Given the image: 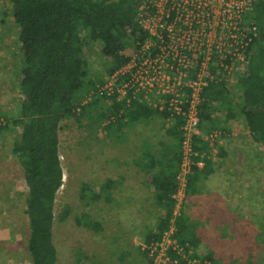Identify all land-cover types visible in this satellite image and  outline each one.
Listing matches in <instances>:
<instances>
[{
    "label": "rangeland",
    "instance_id": "obj_1",
    "mask_svg": "<svg viewBox=\"0 0 264 264\" xmlns=\"http://www.w3.org/2000/svg\"><path fill=\"white\" fill-rule=\"evenodd\" d=\"M8 12L10 0H0V111L14 115L19 112L22 98L13 87L20 79L16 55L18 27ZM101 48V43L84 47L90 78L96 85L85 93L82 103L100 96L96 94L97 87L109 75L106 72L109 59ZM231 87L239 93L237 83ZM105 97L98 107L87 109V116L63 120L58 132L64 172L53 227L58 264H147L141 247L164 214L151 189L153 185L149 182L137 185V179H131L130 174L136 168L138 173L139 167L133 163L136 158L144 155L147 162L156 165L173 155L170 145L174 140L166 132L171 121L155 115L133 126L134 131L127 116L122 121L115 114L101 117L112 104L111 96ZM143 100L153 101L152 97ZM230 124L232 130L220 137L217 131L216 139L243 144L240 150L234 146L229 150L232 154L244 153L248 185L244 179L230 181L225 174L221 182L227 184L228 192L239 188L245 200L242 196L223 210L224 188L220 189L218 184V189L211 191L204 211L197 210L194 214L188 208L186 191L182 213L187 212V223L197 244L190 250L211 264H264V148L252 139L243 117L232 119ZM10 127L0 132V264H31L27 248L30 227L25 212L28 190L19 162L11 152L20 128ZM208 142V149L202 154L198 151L204 163L216 159L222 151L216 140ZM109 179L112 186L102 189Z\"/></svg>",
    "mask_w": 264,
    "mask_h": 264
},
{
    "label": "trees",
    "instance_id": "obj_2",
    "mask_svg": "<svg viewBox=\"0 0 264 264\" xmlns=\"http://www.w3.org/2000/svg\"><path fill=\"white\" fill-rule=\"evenodd\" d=\"M141 0H10V16L18 27V55L20 79L14 90L22 96L17 114L0 111V132L11 125L20 128L12 142V154L22 169L27 187L25 212L29 219L28 252L31 264H58L57 248L53 240L55 204L63 185L64 172L59 152V129L67 118L87 116L89 107H98L104 94L93 101L82 103L85 93L96 82L89 72L84 47L101 43L103 54L109 59V74L126 63L136 52L144 30L136 20ZM252 18L259 27L254 50L248 57V68L238 76L239 93L224 81L211 82L203 92L200 106L201 135L194 140V149L201 153L209 148L204 138L214 129L241 116L252 139L264 148V0H257ZM83 32H86L82 34ZM105 80L101 79L103 84ZM112 104L101 117L118 115L130 120L160 115L170 120L166 132L174 140L170 151L176 152V171L173 160L163 162L164 169L152 174L156 200L164 209L156 229L148 234L146 243L160 241L168 228L173 213V194L176 175L182 161L183 117L174 111L159 110L142 100L127 103L110 97ZM103 100V99H102ZM80 108V109H78ZM122 115L119 116V112ZM100 115V114H99ZM225 125V126H226ZM110 125H108V128ZM16 131V130H14ZM169 146V145H168ZM178 151V152H177ZM146 156H141V158ZM200 157H195V162ZM138 164V160H137ZM154 164L149 165L153 168ZM201 167L193 164L188 175V195L200 175ZM113 181L107 180L102 189L108 190ZM183 212V211H182ZM187 212L177 218L174 237L187 252L196 248L192 228L187 223ZM192 237V238H191ZM151 264L147 250L141 251ZM193 251V257L198 254ZM170 259L177 256L168 251ZM210 258V256H208ZM163 264H173L164 261ZM180 264H188L180 259Z\"/></svg>",
    "mask_w": 264,
    "mask_h": 264
},
{
    "label": "built area",
    "instance_id": "obj_3",
    "mask_svg": "<svg viewBox=\"0 0 264 264\" xmlns=\"http://www.w3.org/2000/svg\"><path fill=\"white\" fill-rule=\"evenodd\" d=\"M257 0H141L136 20L145 37L132 57L110 73L96 94L116 100H142L159 110L183 117L182 161L176 175L174 208L168 228L160 241L145 243L151 264L171 261L180 264H211L193 257V252L174 237L177 218L182 215L183 196L193 164L204 165L194 149L201 135L200 106L205 88L213 81L238 83L248 68L249 54L259 36L252 18ZM80 109V108H78ZM205 138H217L213 131ZM202 154V153H200ZM203 156V155H201ZM177 254L170 259L168 251Z\"/></svg>",
    "mask_w": 264,
    "mask_h": 264
},
{
    "label": "crops",
    "instance_id": "obj_4",
    "mask_svg": "<svg viewBox=\"0 0 264 264\" xmlns=\"http://www.w3.org/2000/svg\"><path fill=\"white\" fill-rule=\"evenodd\" d=\"M149 118L150 117L148 118L142 117L137 120H130L128 118L129 123H130V129H133V126L140 125L139 124L140 122H144ZM231 121L232 120H230L227 123V125L225 124L226 126L222 125L220 128L214 129V131L220 132L219 137L221 136L222 133L225 134L224 132L228 131V129L232 130V125L230 124ZM133 130L135 131V129ZM217 139H216V143L217 144L219 143L220 149L222 150L220 151L221 154L219 155V157H216V159H208L207 161H205L204 163L205 166L200 168L201 170L199 171L200 175L198 177V180L195 182L194 187H192V190L190 191L188 195L189 196L188 208L194 214H195V211L197 210L204 211L205 204L206 203L208 204V201H210L211 191L214 189H218L217 188L218 184L221 186L220 189L224 188L223 193L221 195V198H222L221 202L223 204L225 202V206L222 208L223 210H225L227 206L230 207V203L234 204L240 201L242 196L244 197V200H245V196L243 192L242 193L238 192L239 188L236 187L232 192H228V186H227V190H225V187L227 184L223 185L221 182V180L223 179V175L225 174L227 175L230 181L232 180L237 181V180L244 179L247 181L246 185H248V175L246 174L247 173V169H246L247 161H246L245 155H243L244 153L240 151L238 154H232L229 150L231 149V146L237 147V150H240V148L244 146L240 142L236 144L229 142L226 138L220 139L219 141H217ZM206 141L209 144L208 140ZM209 147H210V144H209ZM172 153L173 155H170V158H169L171 159L172 157V160H173L172 161L173 167L171 170L176 171L177 164H176V161L174 160V156L176 152L173 150ZM147 161L148 160L144 158L138 159V164H137V158L133 161L134 164L138 165L139 170L137 173L136 171L137 168H136L135 171L131 173L130 175L132 176L131 179L133 177H134L133 180L137 179V185L142 186L143 182L151 183L150 181L152 179V174H154L155 172H160L164 169L163 167H161L163 165L164 160L159 161L160 163H157L156 165H154L153 168L147 167V165H150V163ZM140 169L143 171L141 172ZM151 189L154 190V192L156 193L155 186H152ZM244 204H245V201H244Z\"/></svg>",
    "mask_w": 264,
    "mask_h": 264
}]
</instances>
